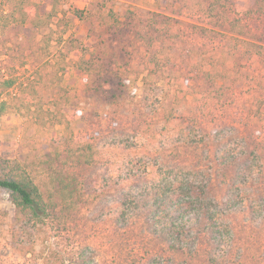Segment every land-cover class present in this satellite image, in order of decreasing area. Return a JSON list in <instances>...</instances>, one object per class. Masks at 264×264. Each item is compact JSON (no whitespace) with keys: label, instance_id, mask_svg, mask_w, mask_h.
I'll return each mask as SVG.
<instances>
[{"label":"rangeland","instance_id":"374dc122","mask_svg":"<svg viewBox=\"0 0 264 264\" xmlns=\"http://www.w3.org/2000/svg\"><path fill=\"white\" fill-rule=\"evenodd\" d=\"M35 1H41V15L56 4L57 15L44 29H35L28 22L17 25L9 5L0 0V85L10 80L24 84L30 80L36 92H42L41 97L35 95L31 100L41 106L37 111L31 108L30 112L21 109L14 113L7 109V114L0 115L2 159L41 174L42 161L68 136L74 143H91L102 151L103 160L93 168L73 170L82 180L114 183L119 173H129L130 167L132 178L139 179L146 168L160 161L147 150L151 147L149 126L156 133L173 134L178 125L197 133L198 139H208L214 131L232 134L236 130L242 138L253 137L250 140L257 150L264 152V50L258 57L249 47L250 42L264 39V18L249 9L253 0L224 1L233 8L232 18L245 25L247 35L243 36L214 30L216 20L210 18L205 0ZM110 10L122 22L131 23L135 34L131 32L117 42L103 34L98 24ZM195 26L210 31L199 32ZM69 40L74 42L73 48L87 52L86 59L92 53L98 55L111 70L132 71L136 67L147 75L150 67L157 69L158 75L149 77V83L140 88L141 100L148 98L158 107L165 97L175 101L185 94L187 103L177 107L176 119L167 126L161 117H139L129 103L116 110L92 98L83 92L80 70L73 69L64 76L57 71L56 58ZM209 59L225 72L226 90L221 95L200 87V71L209 69ZM130 80L136 87L143 85L133 77ZM3 99H8V94ZM54 100L64 106L63 111L79 115L70 124L72 136L65 126H50L48 111L54 110L50 106ZM18 106L15 101L8 104V108ZM122 139L137 146L135 154L117 147ZM170 155L171 160L195 167L199 183L207 180V151ZM256 166L264 168L263 156ZM249 192L255 207L263 209L262 215L254 219L238 213L228 218L230 231L214 252L224 257L222 264H264V182L253 185ZM110 196L107 193L92 200L77 223L53 221L42 231H16L14 238L8 226L13 208L7 191L0 189V264H44L48 249L60 253L65 264H81L82 255L86 264H174L167 243L151 235L142 216L121 223L99 220ZM29 247L35 251L28 252Z\"/></svg>","mask_w":264,"mask_h":264},{"label":"trees","instance_id":"16d2710c","mask_svg":"<svg viewBox=\"0 0 264 264\" xmlns=\"http://www.w3.org/2000/svg\"><path fill=\"white\" fill-rule=\"evenodd\" d=\"M224 1L231 0H205L210 18L216 20L214 30L217 28L232 35H247L244 32L245 25L232 18L233 8L230 3L224 5ZM4 2L11 9L13 21L21 26L28 22L35 29H44L57 15L56 4L51 11L41 15V1ZM248 7L254 9L253 15L264 18V0H253ZM98 26L103 34L111 36L115 42L124 40L133 32L132 24L122 22L119 15L112 10L108 11L106 19L100 21ZM194 29L199 32L209 30L197 26ZM155 36L154 40L157 38V35ZM160 36L161 34L158 35ZM73 43L69 40L68 46H64V50L56 58L57 71H61V76H64L73 69L80 70L83 92L105 102L109 107L122 110L129 103L134 105V112L139 117H161L168 126L176 119L174 114L177 107L187 103L185 94L176 97L175 101L165 97L158 107L148 98L141 100L138 94L140 88L143 89L149 83V77L158 75L157 69L150 67L147 75H143L145 71H139L136 67L132 71L111 70L104 66L98 55L92 53L91 57L86 59L87 52L73 48ZM249 47L254 50V55L261 57L264 39L250 42ZM209 60V69L200 71V87L207 93L221 95L226 90L225 72L215 68L212 59ZM132 77L136 82L140 80L142 87L132 85ZM2 84L0 115L7 114V109L20 113L21 109L30 112L31 108L37 111L41 107L31 103V100L36 99L34 96L41 97L42 92H36L30 80L25 84L16 80ZM151 92L156 95L152 87ZM4 94H8V99H3ZM12 101L19 103V106L15 109L8 108ZM261 104L264 105V100ZM50 106L54 109L52 112L48 111L50 126H65L71 135L70 124L75 121V116L79 115L68 109L63 111L64 106L57 100ZM177 127L172 134L163 131L156 133L155 129L149 126L148 141L151 147L147 150L151 155L159 157L160 161L146 168L139 179L135 175L136 179L132 178L133 169L130 167L129 173L123 170L114 183L82 180L73 170L93 168L103 160L102 151L91 143H74L68 136L64 137L65 141L60 148L42 161V173L38 175L29 170V166L0 157V189L7 191L8 202L13 208L8 223L9 231L15 238L16 231H42L53 221L77 223L82 211L92 200L101 199L109 193L110 199L105 204L99 220L121 223L130 217L142 216L151 235L167 243L169 252L175 258L172 263L222 264L224 257H217L214 252L221 244L220 239L230 231L227 230L228 218H234L238 213L252 215L254 219L262 215L263 209L255 207L249 191L253 185L264 182V168L256 166V163L261 164L264 152L257 150L256 143L250 140L253 137L242 138V134L236 130L232 134L223 130L214 131L207 135L208 139H198L197 133L188 130V127ZM236 142L237 146L230 148V145ZM116 144L129 154L136 153L137 146L127 139H122ZM197 150L207 151L210 156L207 158L209 166L204 171L208 178L203 183L197 181L199 171H196L195 167L170 159V154L193 153ZM34 251V247H29L28 252ZM80 262H87L83 255L80 256ZM44 264H65V261L60 253L48 249Z\"/></svg>","mask_w":264,"mask_h":264}]
</instances>
